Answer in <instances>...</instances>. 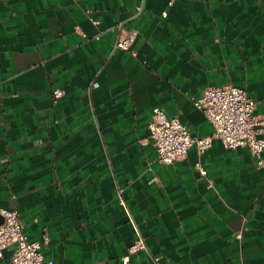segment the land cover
I'll return each instance as SVG.
<instances>
[{
  "label": "crops",
  "instance_id": "1",
  "mask_svg": "<svg viewBox=\"0 0 264 264\" xmlns=\"http://www.w3.org/2000/svg\"><path fill=\"white\" fill-rule=\"evenodd\" d=\"M130 29L135 55L116 46ZM229 84L264 117V0H0V207L55 264H124L139 237L127 264H264L249 148L165 164L150 135L155 106L209 135L194 99Z\"/></svg>",
  "mask_w": 264,
  "mask_h": 264
},
{
  "label": "built area",
  "instance_id": "2",
  "mask_svg": "<svg viewBox=\"0 0 264 264\" xmlns=\"http://www.w3.org/2000/svg\"><path fill=\"white\" fill-rule=\"evenodd\" d=\"M136 35L135 29L125 31L116 41V46L130 50L135 55L136 51L131 46ZM63 94L62 88L53 89L55 99ZM194 103L214 126L213 132L209 135L194 136L177 115L168 116L160 106L153 108L149 129L156 145L159 162L174 163L185 156L194 145L198 153L202 154L215 139H219L226 148L247 146L256 158L257 166L264 167V136L261 134L264 117L256 113V102L245 87L231 84L208 86L199 98L194 99ZM196 167L200 177L206 178L207 171L201 162H197ZM208 184L213 185L211 181ZM47 240V235H44L43 240L29 237L24 230L18 208L0 207V257L4 256L6 249L13 248L10 264H55L53 258L45 256L42 252V246ZM143 249H147V245L144 239L139 237L122 257L123 263H129L131 253ZM154 260L156 264H173L161 261L158 256H155Z\"/></svg>",
  "mask_w": 264,
  "mask_h": 264
}]
</instances>
